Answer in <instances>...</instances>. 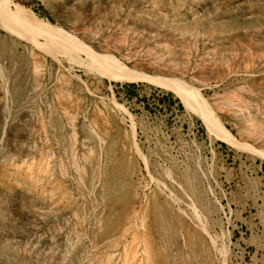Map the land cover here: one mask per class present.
I'll list each match as a JSON object with an SVG mask.
<instances>
[{"label": "rangeland", "instance_id": "1", "mask_svg": "<svg viewBox=\"0 0 264 264\" xmlns=\"http://www.w3.org/2000/svg\"><path fill=\"white\" fill-rule=\"evenodd\" d=\"M0 264H264V0H0Z\"/></svg>", "mask_w": 264, "mask_h": 264}, {"label": "bare ground", "instance_id": "2", "mask_svg": "<svg viewBox=\"0 0 264 264\" xmlns=\"http://www.w3.org/2000/svg\"><path fill=\"white\" fill-rule=\"evenodd\" d=\"M21 10V7L19 5H17L16 10ZM17 10V11H18ZM20 13V12H19ZM22 13V12H21ZM53 35V34H52ZM51 35V36H52ZM58 38V37H57ZM56 39V38H55ZM66 39V38H65ZM65 39H61L62 41H64ZM74 41V40H73ZM53 42V41H52ZM55 42V41H54ZM59 42H57L58 44ZM67 44V43H66ZM72 44V43H71ZM62 45V44H61ZM64 47V46H63ZM62 47V48H63ZM67 48V46H66ZM109 59H111L109 57ZM112 62V63H111ZM108 65L106 70L108 71V73L111 76H116V77H130L132 74L131 71H127V70H123L120 68V66L114 62L113 60L111 61ZM184 95L186 96V102L189 106L193 107V105H196V111H199L201 113H204V116L206 117V119L210 122V124L212 125V128L219 130L218 125L220 124L218 122V119L216 118L214 112L211 110V108L209 107L208 102L203 101V99L200 98L199 93L197 91V89L191 88V87H186V93L183 92ZM220 130L222 132H224L225 134H227V131H223V128H220Z\"/></svg>", "mask_w": 264, "mask_h": 264}, {"label": "trees", "instance_id": "3", "mask_svg": "<svg viewBox=\"0 0 264 264\" xmlns=\"http://www.w3.org/2000/svg\"><path fill=\"white\" fill-rule=\"evenodd\" d=\"M126 86L129 88H135L137 86V84L132 83V84H127ZM181 107H182V105H181Z\"/></svg>", "mask_w": 264, "mask_h": 264}]
</instances>
